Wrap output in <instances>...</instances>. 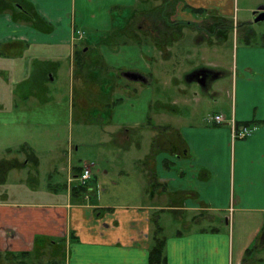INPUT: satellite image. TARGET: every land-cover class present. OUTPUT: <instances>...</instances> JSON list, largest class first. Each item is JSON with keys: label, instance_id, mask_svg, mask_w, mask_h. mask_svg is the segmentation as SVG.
Listing matches in <instances>:
<instances>
[{"label": "crops", "instance_id": "crops-1", "mask_svg": "<svg viewBox=\"0 0 264 264\" xmlns=\"http://www.w3.org/2000/svg\"><path fill=\"white\" fill-rule=\"evenodd\" d=\"M180 2L170 21L175 26L163 32L170 37L165 44L153 40L151 31L119 30L109 22L112 6H106L100 16L99 27L106 29L104 34L112 42L124 37L138 53L136 65L119 67L120 72L112 77L115 101L105 107L121 108L127 96L137 98L161 81L183 97L157 102L161 111L155 124L148 123L157 133L149 154L127 157L133 150L134 134L148 128L146 124H113L114 129L103 130L99 144L103 146L99 162H103L98 170L94 163L76 167L68 158V182L55 185L47 176L63 172L66 150L53 135L72 127L76 82L70 79L68 83L67 111L58 109L64 98L47 83L58 82L63 66L74 76V37L77 32L83 34L85 27L77 24L76 0H0L1 254H31L42 238L52 249V259L62 264H149L156 220L166 238V264H252L255 258L264 264V42H255L259 35L248 25L236 23L231 8L234 0ZM255 9L249 11L256 17ZM207 20H217L214 30L194 29ZM220 20L231 22L230 28L215 33ZM237 27L246 28L245 35L239 36ZM189 30L195 34V44H206L213 52L230 37L237 40L231 66L204 62L185 72L176 47ZM45 67L50 68L48 79ZM202 71L203 86L186 80L189 74ZM128 72L144 81L128 79ZM183 80L200 87L184 88ZM225 80L230 81L228 90L222 85ZM86 101L82 99L79 105ZM190 102L207 103L214 113L177 110L172 116L167 112L168 107ZM220 114L226 122L215 125L213 117ZM231 121L256 129L245 139L233 140ZM172 135L178 140L177 150L172 148L176 152L155 144L158 138ZM107 149L116 159L107 158ZM158 149L163 153L160 156ZM88 165H92L93 178L84 192L79 177ZM169 213L176 215L177 225L170 234L161 222ZM232 214L259 221L245 242L236 243L229 231Z\"/></svg>", "mask_w": 264, "mask_h": 264}, {"label": "rangeland", "instance_id": "rangeland-1", "mask_svg": "<svg viewBox=\"0 0 264 264\" xmlns=\"http://www.w3.org/2000/svg\"><path fill=\"white\" fill-rule=\"evenodd\" d=\"M134 1L136 4L131 6ZM136 1L137 0H76L77 7L75 12L77 24L79 27H85V32L83 31L84 33L82 35L76 33L74 37L75 44L71 54L74 76L72 75V77H70L68 66H63V69L57 77L58 82L47 83L49 89L53 93H58L64 98L65 103H61V108L58 109L67 111L69 100V91H67L69 87L68 83L70 79H75L76 82L75 94L73 96L75 107L71 116L72 127L70 129L66 126V128L58 130L53 135L54 139L60 140L66 152L61 163V167L64 168L63 172H54L51 173L49 177L47 176L48 182L52 184H67L68 158H70L76 167H83L86 163H94L97 165L95 170H98V166L100 164L102 165L103 162H99L101 160L99 159V155L103 152V146L99 145L100 140L105 136L104 131L106 132L107 130L109 132V129H114V127H112L113 124L138 122L144 123L148 127L149 122H152V125L155 124L157 120L156 114H158V111H161L159 109V103H157L158 101L172 102L174 100L183 99L176 88L167 86L161 81L159 84L154 83L148 90H144L137 98H128L127 96L121 108H119L118 105L113 108L105 107L107 104L110 106L115 101L116 93L114 92L115 86L112 84V77L116 76L117 72H120L118 71L119 67L132 68V66L136 65L137 63H135V60L138 57V53H136L137 47L126 44V38H119L120 40L117 43L112 42L111 40L113 39L107 36L109 34H104L106 29H100V16L102 13H105V7L112 6L110 8V13L112 14L111 19L113 20L109 22L118 26L119 30L133 31L135 34H138L139 29L151 31L152 39L163 42L164 44L170 40V37L163 32L168 29L171 30L175 26H173L170 21L175 18L176 13L181 7V2L178 3L179 0ZM231 8L233 9L236 23H239L242 27L248 25L249 28L259 35L255 38V42L263 43L264 22L255 23V15L253 12H250L249 9L256 8L255 11H264V0H234ZM211 14H209L210 17ZM163 16H165V18ZM209 20H211V18H209ZM209 20H207L208 22L206 23H200L199 26L194 27V29H199L201 31L205 30L206 32L208 30H214V24L218 22L217 20H212V22ZM230 23L220 20L219 27L217 26L215 33L219 30H227L226 28H230ZM237 28L239 36L245 35L247 31L246 28ZM194 35L192 30H189L184 41L176 47L179 58L178 61L181 63L185 72L194 70L199 64H204V62H217L225 68L231 66L233 61V47L235 43H238L237 40L235 42V39L233 40V37H230V40H226L223 45L216 46V50L213 52L206 44H195ZM105 36H107V39ZM139 38L141 40L144 39L143 36ZM114 40H116V38ZM215 41H218V39ZM204 49H208V52H204ZM145 50L147 49L145 48ZM138 66H142V64H138ZM47 68L48 67H45L44 69L46 79H48L50 73V68ZM94 85L97 86L98 91ZM182 85L184 88L190 87V89H199L200 87L195 83L188 86L184 80L182 81ZM222 85L228 90L230 81L225 80L222 82ZM83 96H86V98H83ZM185 96H187V94H185ZM82 99H87L83 104L84 106L79 105ZM99 104H102L104 108L98 106ZM194 109L202 114L212 115L214 113V108H211L207 103L198 106L192 102L189 104L181 103L178 108L168 107L167 112L175 116V111L177 110L189 112ZM148 113L150 115H148ZM134 135L135 138L133 137L134 139L132 142L133 150L127 157L128 159L145 158L152 148L157 133L148 127L139 130ZM138 143L140 144V148L138 147ZM177 143V137L172 135L170 138H158L155 144L166 145L169 149L175 147L177 150ZM176 150L174 151L172 149L171 151L176 152ZM157 151L160 152H158L159 156L163 154L159 149ZM67 152L70 153L69 157L66 155ZM105 155L111 160L116 159L109 149L105 151ZM101 168L102 167H100V172H103ZM96 174L99 176V173ZM216 217L220 218L218 215H216ZM174 219H176V215L172 213L162 216L161 222L163 225L167 226L166 232L168 234L175 231L177 225L174 223ZM229 222L230 225L228 228L231 235L234 236L236 243L245 242L249 239V236L259 225L258 220L249 217L244 218L241 214H232ZM222 226H225V224H222ZM177 228L185 231L184 227ZM43 249L42 251L40 248L28 256L0 253V264H52V249L49 247ZM261 254L264 256V250ZM257 259L258 258H255L252 264H258Z\"/></svg>", "mask_w": 264, "mask_h": 264}, {"label": "trees", "instance_id": "trees-1", "mask_svg": "<svg viewBox=\"0 0 264 264\" xmlns=\"http://www.w3.org/2000/svg\"><path fill=\"white\" fill-rule=\"evenodd\" d=\"M193 11L194 12H204V10H202V9H199V10L194 9ZM163 17L165 18V16H163ZM81 173H82V171H81ZM80 188L84 192L89 191L88 186H83L80 184ZM36 244H37L36 250H39L40 248L42 250L43 248L46 247V241H45V239H42V238L38 239ZM165 249H166V238L163 235V229L160 227L158 222L155 220L154 244L150 250L149 264H166ZM20 255L28 256V255H30V253H23ZM52 264H62V263L53 260Z\"/></svg>", "mask_w": 264, "mask_h": 264}, {"label": "built area", "instance_id": "built-area-1", "mask_svg": "<svg viewBox=\"0 0 264 264\" xmlns=\"http://www.w3.org/2000/svg\"><path fill=\"white\" fill-rule=\"evenodd\" d=\"M77 34L82 35L81 32H77ZM213 122L215 125L221 126V125H224L226 121L223 115L220 114V115H215L213 117ZM228 125H230L232 129L233 140L245 139L251 136L256 129V127L253 125H244V126L238 127L235 121H231V123H229ZM92 178H93L92 165L85 166L79 177L80 184L83 186L89 187Z\"/></svg>", "mask_w": 264, "mask_h": 264}, {"label": "water", "instance_id": "water-1", "mask_svg": "<svg viewBox=\"0 0 264 264\" xmlns=\"http://www.w3.org/2000/svg\"><path fill=\"white\" fill-rule=\"evenodd\" d=\"M261 22H264V11L257 13L255 17V23H261ZM125 76L133 81H144L143 77H141L136 73L128 72L125 74ZM186 80L190 83L193 81H198L203 86V83L206 81V76L205 73L202 71L200 73L189 74Z\"/></svg>", "mask_w": 264, "mask_h": 264}]
</instances>
